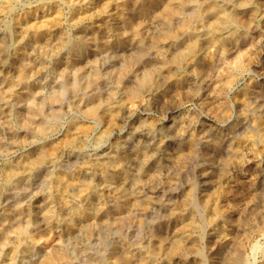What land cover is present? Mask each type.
<instances>
[{"label":"clouds","instance_id":"9594fccd","mask_svg":"<svg viewBox=\"0 0 264 264\" xmlns=\"http://www.w3.org/2000/svg\"><path fill=\"white\" fill-rule=\"evenodd\" d=\"M0 264H264V0H0Z\"/></svg>","mask_w":264,"mask_h":264}]
</instances>
